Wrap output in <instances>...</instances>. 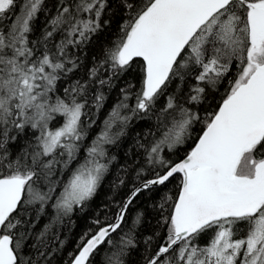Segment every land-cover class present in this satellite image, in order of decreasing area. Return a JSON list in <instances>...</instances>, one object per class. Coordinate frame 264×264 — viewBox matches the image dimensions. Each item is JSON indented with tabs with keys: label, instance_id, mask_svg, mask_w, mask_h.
I'll list each match as a JSON object with an SVG mask.
<instances>
[{
	"label": "snow or ice",
	"instance_id": "1",
	"mask_svg": "<svg viewBox=\"0 0 264 264\" xmlns=\"http://www.w3.org/2000/svg\"><path fill=\"white\" fill-rule=\"evenodd\" d=\"M118 6L127 17L118 37L85 79L71 80L80 67L73 50L108 23L110 0H56L39 35L35 21L46 0H0V264H51L55 229L96 196L115 159L110 147L134 118L153 115L160 136L146 148L139 144L151 178L137 172L142 182L118 205L114 222L94 220L96 229L81 238L70 264H91L101 245L115 247L110 236L126 223L139 193L173 178L179 192L171 204L162 198L156 236H164L154 251L155 237L147 238L145 264H264V0H118ZM137 60L140 89L120 90L86 144L104 107L103 89ZM189 78L195 83L186 93L168 92L174 80ZM63 80L69 83L61 94ZM222 84L223 95L202 117L194 109ZM28 130L32 136L13 154L11 145ZM189 139L182 158L162 154ZM117 179L116 188L124 184ZM49 208V222L34 233L35 219ZM142 220L138 214L133 226ZM131 247L130 229L105 264H124Z\"/></svg>",
	"mask_w": 264,
	"mask_h": 264
},
{
	"label": "trees",
	"instance_id": "2",
	"mask_svg": "<svg viewBox=\"0 0 264 264\" xmlns=\"http://www.w3.org/2000/svg\"><path fill=\"white\" fill-rule=\"evenodd\" d=\"M55 3L56 0H46V4L48 5L46 12H41L35 21L36 35H39L45 27L46 17L54 14L52 6ZM126 18V14L118 6V0H110V8L104 17L108 23L83 48L73 50L74 54L80 58V67L74 73H69L71 80L85 79L87 77L88 71L102 58L104 50L110 47L112 42L118 37L120 27ZM140 64L139 60L134 61L131 69L113 78V87L110 89L105 87L103 89L106 96L104 107L93 117L96 122L89 129L88 139L85 141L86 144L90 143L99 133L104 120L108 118L112 108L118 103V98L121 96L120 90L122 88L128 89L129 85L133 86L129 89L133 93L140 89L142 83ZM232 74H235V69H233ZM58 83L62 94L63 87L68 86L69 81L63 80ZM193 83L195 81L192 78H189L188 82L174 80L169 85L168 92L174 93L179 88L182 92L186 93ZM223 90L224 85L222 84L219 91H210L209 102L196 106L194 110H198L202 117L205 116V109L209 107V103L214 105L220 96L223 95ZM165 100L166 97H161L159 104H163ZM130 104H134V96ZM57 119L60 120L62 118L58 117ZM53 125L58 126L57 121H53ZM201 127V124L195 125L193 135H197ZM31 136V130H28L25 134H21L18 138L19 142L11 145L13 154L26 142V138ZM159 136L160 131L157 128V121L154 115L151 117L134 118L130 122L126 129V134L120 138L116 145L111 146L109 149L110 154L115 159L112 161L110 170L103 179L96 196L88 202L83 211L76 209L70 217L65 218L63 223L55 229L58 241H53L48 249L51 252V264H70V257L76 254L77 245L81 238L86 233H89L90 229H96L97 225L93 223L94 220L98 219L101 224L105 225L109 222H114V214L118 210V205L142 182L141 179L137 178V172L143 169L141 172L142 179L151 178L152 169L147 162L145 148ZM139 144H143L145 148L139 147ZM191 144L192 140L189 139L183 145L178 146L175 153L169 152L165 148L162 154L165 158L175 161L184 156L185 151L190 148ZM73 167H75V164H73ZM118 177L124 180V184L116 188L114 184H119ZM178 183L179 181L173 178L164 186L154 187L151 191H141L128 209L126 223H123L121 229H118L116 233H112L110 236V239L114 241L115 247L107 243L101 245L91 258V264H105L106 257L117 251L120 246L121 236L130 229L134 236L135 247L126 250V255L122 257L124 264H145L144 258L148 254V245L145 243L147 238L149 236L155 237L151 242V250L154 251L164 236L163 231H160V235L156 236V233L160 230L159 221L162 214L159 205L165 196L171 197L168 204H171L175 200L179 192ZM51 211L49 208L47 210L48 215L35 219V228L32 229L34 233H38L49 222ZM138 214H142V223L139 226H133V220ZM163 214L167 215V212ZM28 218L33 219L34 213ZM205 239L203 238L201 243H204ZM59 241L63 242L62 246L59 244ZM31 243H33V240L29 239L28 244ZM29 251L30 249L25 248V252Z\"/></svg>",
	"mask_w": 264,
	"mask_h": 264
},
{
	"label": "water",
	"instance_id": "3",
	"mask_svg": "<svg viewBox=\"0 0 264 264\" xmlns=\"http://www.w3.org/2000/svg\"><path fill=\"white\" fill-rule=\"evenodd\" d=\"M139 186H140V184H139L137 187H139ZM126 199H127V198H126ZM126 199H125V200H126Z\"/></svg>",
	"mask_w": 264,
	"mask_h": 264
}]
</instances>
